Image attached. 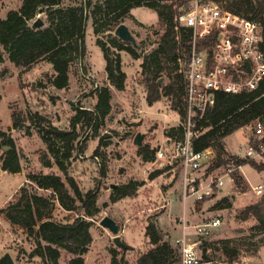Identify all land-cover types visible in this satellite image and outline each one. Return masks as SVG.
Instances as JSON below:
<instances>
[{
    "label": "rangeland",
    "instance_id": "rangeland-1",
    "mask_svg": "<svg viewBox=\"0 0 264 264\" xmlns=\"http://www.w3.org/2000/svg\"><path fill=\"white\" fill-rule=\"evenodd\" d=\"M71 2L75 3L74 0ZM20 4L21 0H0V17H5L10 9H16ZM132 13L140 20L130 11L124 23L137 38V51H151L155 47L153 41L158 38L154 32L162 30L157 11L143 6L135 7ZM41 17L47 25V15L41 13ZM262 31L264 35V21ZM110 32L116 36L114 30ZM97 37L109 40L107 34L95 35L92 18L89 17L85 31L86 52L72 62L67 88L59 89L50 84L49 77L54 70L47 61L42 60L29 69L14 65L8 58L0 63V128L10 131L15 138L24 170L23 173L5 172L1 167L4 149L0 148V258L9 252L15 264L47 263L38 256H30L35 248L34 237L19 225L12 224L1 208L24 184L29 172H55L65 181L66 176L56 164L52 167L43 164L42 157L47 155L48 150L36 125L26 119L24 128H14L13 112L21 111L23 116H27L30 111H39L60 128L70 129L75 109L94 110L100 100V91L105 87L112 95L110 112L104 115L100 111V127L96 136L93 127L82 131V139L86 140L85 150L76 154L69 169V174L76 178L84 193L94 189L99 194L100 212L94 217H86L94 222L91 227L93 242L85 255L86 264H111L110 249L117 246L111 231L100 224L106 215L119 223L122 240L130 246L119 256L124 257L122 264H136L138 256L151 246L146 235V226L150 221L157 225L164 239L174 238L181 231L184 199L181 198L180 168L167 161L165 165L170 164L171 167L151 178L153 171L165 165L160 167V163L143 161L134 143L138 132L145 133L143 143L151 148H160L169 143L166 130L180 125V116L173 109V98L164 94L150 105L146 99L147 74L142 72V58L136 59L126 51H120L122 68L127 73L125 88L117 89L107 76V61ZM117 52L115 48L110 50L112 59L117 58ZM162 78V82L170 81L166 73ZM251 133V128L245 126L225 138L231 155L248 146ZM257 161L264 163V158ZM225 169L217 170L215 175H223ZM234 171L242 175L245 189H237L230 176H225V185L216 195L207 197L201 203L193 201V197L187 199V218L193 224L220 218L221 224L211 237L203 238L202 242L204 239H228L229 244L238 247L241 252L239 264H264V232L254 217L244 220L241 216L246 207L262 198L255 193L252 185H264V169H255L246 163ZM209 175L207 172L204 176L205 183L210 181ZM133 180L139 183L135 194L111 201L110 195L116 186ZM40 192L50 194L45 190ZM225 197L227 199L222 200ZM80 210H65L57 201L54 216L59 221H71L80 215ZM190 230L194 231V228L190 227ZM165 233L169 236H165ZM218 245L222 247V243ZM208 253L213 254V249H208ZM216 255L218 264L228 262L221 251ZM69 258L70 254L63 250L60 264H67Z\"/></svg>",
    "mask_w": 264,
    "mask_h": 264
},
{
    "label": "trees",
    "instance_id": "trees-1",
    "mask_svg": "<svg viewBox=\"0 0 264 264\" xmlns=\"http://www.w3.org/2000/svg\"><path fill=\"white\" fill-rule=\"evenodd\" d=\"M223 1L226 8L237 14L264 21V0ZM189 5L190 0H78L75 3L71 0H21L18 8L10 9L5 17H0V63L8 58L14 65L29 69L42 60L47 61L54 70V74L49 77L50 84L59 89L67 88L72 62L86 52L85 31L87 20L91 17L95 35H108L107 41L97 37V43L107 61V76L116 88H125L127 73L122 68L120 51H126L136 59L142 58V72L147 74V102L153 105L164 94L172 96L173 109L183 116L185 82L183 74L178 72L177 48L181 46L187 51L190 31L186 26H179L181 40H178L175 17L185 12ZM140 6L156 10L162 27L161 31L154 32L158 38L153 41L155 47L148 52H138L137 45L125 43L110 32L124 23L132 8ZM40 9L47 15L48 24L34 28L33 23ZM140 25L143 26L142 23ZM112 48L118 50L116 59L111 57ZM165 73L170 79L168 83L160 81ZM111 97L109 88L105 87L100 91V100L94 110L77 107L70 129L60 128L39 111H30L27 116H23L21 111L12 114L14 128H24L26 119L34 122L48 150L47 155L42 157L43 164L46 167L56 164L66 176L65 181L55 172H29L24 184L1 208L12 224L19 225L27 230L29 236L34 237L35 248L30 256H38L47 264H60L63 250L70 254L67 264H86L85 255L93 242L91 227L94 223L86 217H94L100 212L99 194L94 189L84 193L76 178L69 174V169L76 154L85 150L86 140L82 139V131L93 127V134L97 135L100 113L105 115L110 112ZM256 119H264V79L255 90L237 94L218 93L215 106L206 112L202 120L206 130L193 142L196 150L215 149L217 155L208 167V172L246 163L255 169H264V163H258L253 158L231 155L225 143L227 136ZM184 133L182 125L166 130V136L172 139L182 138ZM0 148L4 149L2 169L11 173L22 172V155L15 138L10 131L1 128ZM157 151V147L151 148L145 144L138 149V154L143 161L153 162ZM95 152L99 153L98 150ZM170 167L169 164L153 171L151 178ZM233 174L236 188L245 189L242 175L238 171ZM138 184L133 180L116 186L110 195L111 201L116 202L135 194ZM40 190L50 194L41 193ZM261 197L259 202L246 207L241 216L244 220L254 217L264 232V194ZM57 201L65 210L77 211L81 208L80 215L71 221L57 220L54 216ZM146 235L151 246L138 256L136 264H179L176 247L163 238L153 221L147 224ZM229 241L204 239L201 244L203 257L216 260V253L221 251L226 261H238L241 252L238 247H232ZM219 243H222V247H219ZM126 247L130 248L127 244ZM210 248L213 254L208 253ZM124 251L111 247V264H122L124 257L119 256Z\"/></svg>",
    "mask_w": 264,
    "mask_h": 264
},
{
    "label": "built area",
    "instance_id": "built-area-1",
    "mask_svg": "<svg viewBox=\"0 0 264 264\" xmlns=\"http://www.w3.org/2000/svg\"><path fill=\"white\" fill-rule=\"evenodd\" d=\"M175 20L178 40H181L179 26H186L190 31L187 51L181 46L177 48L178 72L183 74L185 91L184 115L176 113L185 133L182 138H169V143L158 148L153 162L160 163L159 166H164L167 161L178 165L184 201L181 231L176 237L166 240H171L176 247L179 264H218V261L203 257L201 243L203 238L212 236L221 219L212 218L193 224L187 218L186 203L191 197L198 202L216 195L225 185V176H230L235 184L233 173L241 166H229L223 175L216 176L215 172H208L217 155L215 149L196 150L193 142L206 130L202 120L215 106L218 93L237 94L255 90L264 79L262 21L229 10L223 0H190L188 9L176 15ZM247 126L252 130L248 146L243 150L240 148L236 155L262 159L264 119H256ZM207 172L210 181L205 183ZM252 188L257 195L264 194L263 184L252 185ZM226 264H239V261Z\"/></svg>",
    "mask_w": 264,
    "mask_h": 264
},
{
    "label": "water",
    "instance_id": "water-1",
    "mask_svg": "<svg viewBox=\"0 0 264 264\" xmlns=\"http://www.w3.org/2000/svg\"><path fill=\"white\" fill-rule=\"evenodd\" d=\"M41 13H42V9H40V14L33 23L34 28H39L45 25V21L42 19ZM114 34L123 41L132 42L134 45L138 44L136 36L134 35V33L131 31L130 27L126 23L119 24L115 28ZM163 80L164 79L161 78L160 81L162 82ZM144 137H145V133L138 132L136 134L134 138V143L138 146V148L144 145L143 143ZM5 149H8V146H5ZM113 186H116V184H113ZM100 224L104 228H107L111 231V233L113 234V241L115 245L120 249L125 250L126 243L122 240L119 223L111 216L106 215L102 218ZM0 264H15V260L11 255V253L6 252L4 255H2L0 258Z\"/></svg>",
    "mask_w": 264,
    "mask_h": 264
},
{
    "label": "crops",
    "instance_id": "crops-1",
    "mask_svg": "<svg viewBox=\"0 0 264 264\" xmlns=\"http://www.w3.org/2000/svg\"><path fill=\"white\" fill-rule=\"evenodd\" d=\"M140 7H143V6H140ZM133 9H134V8L131 9V14H132L133 16H135L136 18H138L136 15H134V14L132 13ZM158 18H159V17H158ZM138 20H140V19L138 18ZM23 171H24V170H23ZM23 171H22V173H23ZM5 172H6V171H5ZM180 228H181V227H180ZM167 235H168V234L165 233V236H167ZM165 240H166V239H165Z\"/></svg>",
    "mask_w": 264,
    "mask_h": 264
}]
</instances>
